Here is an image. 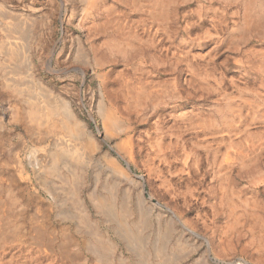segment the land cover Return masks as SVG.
Listing matches in <instances>:
<instances>
[{
	"label": "rangeland",
	"instance_id": "374dc122",
	"mask_svg": "<svg viewBox=\"0 0 264 264\" xmlns=\"http://www.w3.org/2000/svg\"><path fill=\"white\" fill-rule=\"evenodd\" d=\"M0 6L32 24L35 86L68 103L83 125L81 144L91 159L78 194L115 244L110 263L138 264L127 240L92 204L93 195L107 198V185L115 184L118 207L129 197L131 220L148 210L145 236L152 243L161 226L173 225L170 248L185 249L172 264H264V0H162L154 28L137 0H98L94 7L87 0H0ZM106 18L110 36L101 26ZM4 24L0 14V43ZM3 59L0 52V65ZM24 99L0 69V200L6 217L0 264L109 263L91 251L85 232L76 233V260L59 248L74 227L68 212L75 207L58 202L66 198L64 190L39 181L33 151L40 147L47 155L60 139L80 142L62 133L59 121L38 138L34 122L13 115L28 109ZM106 108L129 133L105 136ZM109 160L129 178L111 174ZM60 170L68 174L63 165Z\"/></svg>",
	"mask_w": 264,
	"mask_h": 264
},
{
	"label": "bare ground",
	"instance_id": "6f19581e",
	"mask_svg": "<svg viewBox=\"0 0 264 264\" xmlns=\"http://www.w3.org/2000/svg\"><path fill=\"white\" fill-rule=\"evenodd\" d=\"M87 1L92 7L96 6L98 3V0H87ZM137 1L141 7L140 10L143 15V18L146 17V15L152 17L153 19L152 28H154L161 13L162 0H137ZM0 14L4 15V19L6 20L5 24L2 27V30L7 35V38L5 40H2L0 43V52L4 53L5 55V59L1 61L0 69L3 72V75L6 76V84L11 89V91L22 96V98L26 96L28 98V101H26V99H24L23 101L25 103H28L29 105L25 113L23 112L21 113V108L19 110L17 108L16 112L14 113L12 112L13 110L11 112L16 118H20L21 115L22 116L24 115L28 123L34 122L36 125L35 132H37L38 138H40V136L42 137L43 134H47L48 131L47 128L50 131L55 130L56 121H59L60 131H62V133L66 132L67 134H69V136L70 135L71 137L73 136L75 141L80 142L79 144L77 142L73 144H69L63 141L62 139H60L57 140V142H55V149L49 151L47 155L40 154L42 150V148L40 147L36 148L33 151V156H34L33 165L35 168H37V172L39 174L38 175L39 181L43 185L47 186L49 190H56V189L64 190L66 192L65 193L66 198L61 201L59 200L58 202L60 204H63V206L66 204H70L73 207H75L74 212L71 211L68 212V218L72 221L74 227L72 229H69L68 232L64 233V237L62 238L63 241L60 242L58 246L62 250L64 256L67 259L76 260L77 252L79 250V244H81V243L78 244L76 233L82 234V232H85L84 234H87L89 236L88 242L91 251L94 252L97 256H99L98 260H100L101 258V260L103 259L104 261L107 262L114 253L115 244L111 242V239L109 237H106L100 231V226H99L100 224L97 221L91 219V217L89 216L90 213L87 212L86 208L81 203L82 199L80 200L79 197L81 196L80 194H78V192L80 191L78 190V187L82 182V177L83 174L85 173L84 171L86 170V166L87 164H89V161L91 159L88 156V151L90 150H88L87 147H84L81 144L83 141L86 140L84 138L85 130L83 128V125L80 123L79 119L77 118L78 116H76V114L71 109L68 103L57 102L45 88L35 86L36 84L32 79V73H31L32 62L27 49V42L31 35V26H32L31 22H29L30 20L28 21L26 19L15 17L11 15L10 12H3L2 10H0ZM110 23L111 20L106 18L104 19V22L101 25L103 28L102 29L103 32L109 36L111 35V30H112ZM102 117L104 119L103 124L106 130L105 133L106 137L113 138L114 132L120 133V135H122V133L123 134L129 133V128L126 125L125 121L123 119H120V117L117 115L116 112L106 108L102 113ZM43 126L45 128L41 130V127ZM121 144L122 143H118L117 146L120 147ZM91 148L92 146L89 149ZM61 165H63L67 169L68 172L67 175H64L60 170ZM106 167L108 170H110L111 174H113L114 176H118L124 179L129 178L127 175L128 173L126 174L124 170L114 160H109V162H107L106 164ZM127 167L129 169V165ZM125 171L127 172V170ZM57 176L61 178L62 180L61 184L54 182L55 181L54 179H56L55 177ZM142 179H144V177H142ZM117 185H119V183ZM115 188H116L115 184L107 185L106 189L108 190V194H109L108 197L106 198L105 196L104 198H102L100 196L93 195L92 204H94L95 207L98 209V212L105 217L107 223L109 222L113 225L116 234L127 240L128 242L127 244H129L131 251L133 250L135 256L137 257L136 263L172 264L174 259H176L177 255L180 254L181 251L185 249V245L183 246L181 244H178L176 247L170 248L169 240L173 231V225L171 223H166L165 227L161 226V228H159L160 230L159 231L157 230L158 232L156 234V238H154L155 240L152 243L149 240V238L145 236L146 229L148 228L149 225L147 219V217L149 216L148 210L147 209L142 210L141 215L139 214L140 217L138 220L136 221L131 220L132 210L130 207L131 205H130L129 197L125 196L123 198L122 196L123 201L121 207H118L117 204L118 202L116 199V194H118V192L115 193L116 190ZM54 194L56 195L57 192H54ZM141 202L143 203V201ZM141 208L142 207H140V209ZM171 211H172V217H177L178 213L176 214V211L175 212L173 210ZM5 220H6L5 209L3 208V202H1L0 200V223L1 222L4 223ZM159 225L161 224L159 223ZM149 226L151 228V225ZM37 230L39 233L41 232V230L39 229ZM197 235L202 236L201 234H197ZM55 240L57 241L55 237L52 238V241ZM208 243H209L208 247L210 248L211 247L210 241ZM53 244H55V242H53ZM150 246L153 247L154 254L150 250ZM178 258L179 257H177V259ZM224 260L220 259L219 261L217 260V262L219 264H235L234 262L231 261L229 262V260L227 263V261ZM110 261L107 264H113L110 263ZM201 264H206V263H204L203 261V263Z\"/></svg>",
	"mask_w": 264,
	"mask_h": 264
},
{
	"label": "crops",
	"instance_id": "0c3cea01",
	"mask_svg": "<svg viewBox=\"0 0 264 264\" xmlns=\"http://www.w3.org/2000/svg\"><path fill=\"white\" fill-rule=\"evenodd\" d=\"M6 21V20H5ZM7 38V35H6V33H4V35H3V39L2 40H5ZM30 45V38L28 39V42H27V49H28V52H29V46Z\"/></svg>",
	"mask_w": 264,
	"mask_h": 264
}]
</instances>
